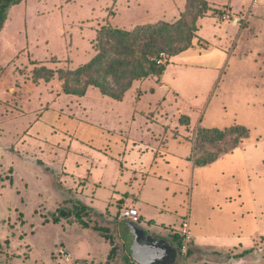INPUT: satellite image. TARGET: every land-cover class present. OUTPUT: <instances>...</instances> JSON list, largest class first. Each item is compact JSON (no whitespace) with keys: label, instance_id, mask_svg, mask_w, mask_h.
I'll list each match as a JSON object with an SVG mask.
<instances>
[{"label":"rangeland","instance_id":"rangeland-1","mask_svg":"<svg viewBox=\"0 0 264 264\" xmlns=\"http://www.w3.org/2000/svg\"><path fill=\"white\" fill-rule=\"evenodd\" d=\"M205 1L209 10L201 16L191 0H23L8 10L0 30V264H133L129 239L123 244L119 232L123 219L72 212L80 203L63 187L59 168L79 144L55 130L56 140L37 137L42 132L33 129L44 112L121 133L135 144L175 147L192 163L217 155L192 175L185 172L198 185L190 220L203 244L193 243L186 264H264V0ZM164 23L172 39L157 62L164 71L132 81L119 100L85 84L102 74L73 75L97 55L103 27L131 32ZM189 36L185 50L171 56ZM115 56L107 53L109 60ZM39 68L52 76L35 78ZM105 82L118 94L110 76ZM65 85L83 96L65 94ZM233 125L249 134L230 154L222 152L234 138L196 139L202 129ZM94 145L84 157L107 153L108 142Z\"/></svg>","mask_w":264,"mask_h":264},{"label":"crops","instance_id":"crops-1","mask_svg":"<svg viewBox=\"0 0 264 264\" xmlns=\"http://www.w3.org/2000/svg\"><path fill=\"white\" fill-rule=\"evenodd\" d=\"M208 72L206 69L203 74H209ZM164 82L162 78L160 84L163 85ZM53 124L57 127H52ZM35 129L42 132V135L37 137L44 136L51 141L56 140L51 135L54 130L57 131V136L73 134L77 137L74 143L79 144L78 148H73L63 156L64 164L59 168L62 185L66 190L72 191L75 201L102 216L120 218L121 209L136 210L139 223L135 225L141 228L144 235L168 246L177 254L179 226L187 215L192 234L191 201L194 188L198 187L197 184L194 185L193 179L186 180L185 172L189 169L192 175L195 165L182 158V150L172 146L158 149L152 144H135L127 141L121 133L103 132L84 122L68 123L57 113L51 112H44L38 117L33 131ZM100 141L108 142L107 153L102 156V153L95 151L91 153V159L89 154L84 157L87 145L98 146ZM93 175L97 177L93 179ZM123 221L125 222L121 224L119 232L125 240L123 244H126V240L128 244L129 239L128 250L131 253L132 236L128 227L130 222ZM144 228L152 234H148ZM194 242L203 247L202 243L196 242L192 234L189 255ZM78 244L88 252L83 241L77 240L75 245ZM103 251L106 255L109 246L104 244ZM78 253L79 251L72 252L70 256L76 258ZM131 263L136 264L132 259ZM173 264H178L177 255Z\"/></svg>","mask_w":264,"mask_h":264},{"label":"trees","instance_id":"trees-1","mask_svg":"<svg viewBox=\"0 0 264 264\" xmlns=\"http://www.w3.org/2000/svg\"><path fill=\"white\" fill-rule=\"evenodd\" d=\"M22 1L0 0V30L7 19L8 10L20 4ZM191 2L199 3L200 11L198 16L205 14L209 10L205 0H191ZM179 22H182V20ZM161 26L163 27H158L157 25L140 26L131 32L103 27L95 43L97 55L88 64L77 69L73 75L75 77H89L94 73L102 74V76L100 75L96 78H88L85 84L100 89L101 94L105 96L119 100L123 93L130 88L132 81L146 78L149 75H160L164 71V65L157 64V62L162 59L160 58V54L164 52V47L166 51L168 50L166 47L169 42H172V39L168 37L170 26L165 23L161 24ZM194 30L196 29L193 27ZM185 42L186 46L177 52H171V56L185 50L191 42V36ZM108 52H112L116 56L109 60L107 57ZM34 74L35 78L48 80L52 76V71L39 68L34 71ZM107 76H110L119 87L118 94L113 93L106 86L105 81ZM63 92L67 95L83 96L84 91L71 90L68 88V85H65ZM179 122H187V119L180 117ZM248 134L249 130L245 127L233 125L224 131L202 129L196 134V139L207 143H214L216 141H224L227 138H234L232 146L222 152V154H230L238 148L242 140L248 137ZM217 159V155H212L207 159H201L195 162L194 165L204 167L212 164ZM85 210H88L85 206L74 205L72 212L78 218ZM57 220L54 217L52 222L57 223ZM179 241L180 239L178 240V245ZM112 253L113 248L108 256L109 258Z\"/></svg>","mask_w":264,"mask_h":264},{"label":"water","instance_id":"water-1","mask_svg":"<svg viewBox=\"0 0 264 264\" xmlns=\"http://www.w3.org/2000/svg\"><path fill=\"white\" fill-rule=\"evenodd\" d=\"M129 233L132 236L130 246L131 259L136 264H173L176 252L168 246L161 245L145 236L140 227L129 223Z\"/></svg>","mask_w":264,"mask_h":264},{"label":"built area","instance_id":"built-area-1","mask_svg":"<svg viewBox=\"0 0 264 264\" xmlns=\"http://www.w3.org/2000/svg\"><path fill=\"white\" fill-rule=\"evenodd\" d=\"M261 0H254V2H259ZM119 216L121 219L126 220L132 224L139 223V216L136 210L131 208H123L119 212ZM179 245L177 247V257L178 264H186V260L189 255L190 244L192 240V234L190 230L189 224V216H185L180 223L179 230Z\"/></svg>","mask_w":264,"mask_h":264}]
</instances>
